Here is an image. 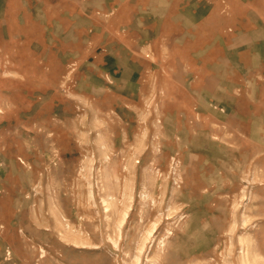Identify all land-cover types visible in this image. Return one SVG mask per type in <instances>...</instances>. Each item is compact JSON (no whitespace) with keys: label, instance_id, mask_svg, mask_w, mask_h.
I'll return each mask as SVG.
<instances>
[{"label":"rangeland","instance_id":"obj_1","mask_svg":"<svg viewBox=\"0 0 264 264\" xmlns=\"http://www.w3.org/2000/svg\"><path fill=\"white\" fill-rule=\"evenodd\" d=\"M84 4L121 1L0 0V264H264V57L188 118L153 59L129 91L69 48Z\"/></svg>","mask_w":264,"mask_h":264},{"label":"crops","instance_id":"obj_2","mask_svg":"<svg viewBox=\"0 0 264 264\" xmlns=\"http://www.w3.org/2000/svg\"><path fill=\"white\" fill-rule=\"evenodd\" d=\"M120 1L113 19L99 17L98 25L84 4L85 14L76 15L79 20L66 31L75 42L69 48L84 49L85 62L94 59L104 72L123 74L119 80L129 91L139 69L138 64L131 67L129 63L153 59L156 74L167 83L165 95L177 88L187 96L183 109L191 114L188 118L211 113L210 101L228 112L238 109L242 102L238 97L246 93L244 86L250 84L264 57V0ZM113 21L115 28H99ZM84 40L89 41L82 45ZM204 128L209 129V123ZM199 136L208 134L198 130L192 138L199 140Z\"/></svg>","mask_w":264,"mask_h":264}]
</instances>
